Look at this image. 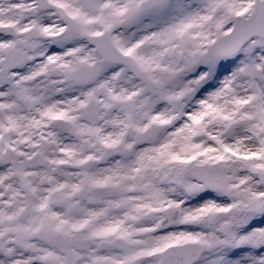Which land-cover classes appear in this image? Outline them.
Here are the masks:
<instances>
[{
    "label": "snow or ice",
    "instance_id": "6c2138e0",
    "mask_svg": "<svg viewBox=\"0 0 264 264\" xmlns=\"http://www.w3.org/2000/svg\"><path fill=\"white\" fill-rule=\"evenodd\" d=\"M0 264H264V0H0Z\"/></svg>",
    "mask_w": 264,
    "mask_h": 264
}]
</instances>
